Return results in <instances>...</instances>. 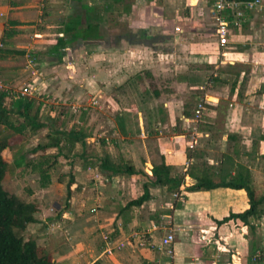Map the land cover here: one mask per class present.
Returning <instances> with one entry per match:
<instances>
[{
	"label": "crops",
	"instance_id": "1",
	"mask_svg": "<svg viewBox=\"0 0 264 264\" xmlns=\"http://www.w3.org/2000/svg\"><path fill=\"white\" fill-rule=\"evenodd\" d=\"M64 1L0 0V37L6 29H13L12 39H26L25 47L40 46L44 35L52 37L48 40L51 46L63 35L58 29L70 14H81L84 4L99 10L109 3L102 25L105 36L93 39L103 51L92 54L100 56L95 75L100 95L115 112L103 138L113 142L112 155V148L118 149L138 173L109 175L97 164L85 168L81 159L80 164L75 162L72 189L86 182L90 171H96L99 178L90 180L97 189L96 201H104V187L115 190L114 200L108 196L107 203L109 220L120 231L112 241L113 248L124 235L135 232L147 242L144 246L158 243L159 230L153 229V223L165 220L175 231L174 255L162 250L167 259L161 264H264L252 258L257 249H264V214L251 218L250 223L241 218L219 222L250 207L246 189L191 190L194 179L189 174L192 167L202 170L206 161L232 175L238 163L246 164L255 199L264 197V0L262 7L248 11L242 24L232 28L227 46H221L214 33L213 0H71L69 6ZM113 13L126 21L133 34L146 30L147 39L109 34L117 21L109 17ZM111 19L115 22H109ZM85 43L81 40L77 45ZM105 59L107 63L102 62ZM146 71L152 74L159 97ZM200 99L205 100V108L195 120ZM119 115L124 117V125ZM90 139L101 142L94 136ZM94 148L99 164L105 154L101 145ZM195 152L202 156L195 157ZM163 163L171 166L173 176H184L175 191L150 182L153 166ZM148 182L151 197L124 212L123 207L141 196ZM176 191L184 200L174 196ZM149 250L141 249L144 256ZM129 255L130 251L116 248L97 258L91 247L82 249L78 244L55 264H94L97 260L100 264H127Z\"/></svg>",
	"mask_w": 264,
	"mask_h": 264
},
{
	"label": "rangeland",
	"instance_id": "2",
	"mask_svg": "<svg viewBox=\"0 0 264 264\" xmlns=\"http://www.w3.org/2000/svg\"><path fill=\"white\" fill-rule=\"evenodd\" d=\"M70 2L71 0H65L63 4L69 6ZM120 6L121 3L116 5L117 8ZM82 13L84 14V11ZM116 16L117 13L109 15L111 18ZM114 20H109V22H115V25L109 29V34L132 33L128 30L126 21L119 17ZM139 33H137L138 40H140ZM44 36L43 43H38L40 46L28 45L27 47L23 46L28 43L26 39L18 38L17 41L16 39L14 41L11 38L9 39L10 43L6 44L0 37V48L9 47L14 51L25 50V54L11 52L4 59H0V90L10 92V96L5 98V105L11 106L12 98L21 94V90L25 86H31L34 91L28 95L45 103L44 112L55 114L60 106H70L71 112L74 114L70 124L74 122L73 118H77L78 112L85 107L89 113L88 124L94 128V137L103 138L112 126L108 119L115 118V112L108 107L109 103H106L107 100L100 95L102 92L98 89L99 84L95 76L100 56L95 58L92 54L94 51L98 53V50L102 52V46L95 44L97 40H88L84 46H79L77 43L81 39H78L66 47V54L62 59H59L57 56L50 55L48 51L50 47L48 40L52 37ZM108 37H105V41ZM102 62L107 63V60ZM94 100H98V103H92ZM11 115L13 119L20 118L17 114L12 113ZM0 130L3 133L9 132L1 124ZM47 133L45 128L37 132L28 128L24 135L13 136L11 138L13 146L4 150V156L9 162L8 171L3 180L4 187L10 193L18 195L26 201H35L40 206V211L37 214L39 222L31 224L24 234L33 236L39 244L52 251L55 263L78 244L82 249L91 247L97 258L100 254L109 255L117 248L130 251L131 255H129V260L127 259V264H143L144 261H149L151 264L165 263L167 257L161 249L143 246L135 241L130 242L131 234L124 235L123 240H120L116 244L117 247L113 248L111 252H102L107 245V238L110 239L109 234L116 226L114 224L113 227L112 221L109 220L110 204L107 203L110 202L108 196L112 198L113 194L117 193L111 188L102 187L101 195L105 197L104 201L102 203L96 201L97 189L94 188V184L90 183V180L99 178V175L96 171H90L86 182L74 186L72 196L68 200V182L72 175H75V162L78 165L83 158L78 156L75 158L61 157L59 165L53 171V183L49 188L40 186L36 173H31L29 170H26L25 173L19 171L14 163L18 152L25 153L27 159L36 157L29 152V149L38 142L47 141ZM90 141L92 142V139ZM95 144L100 146L99 142L93 141L91 143L92 150H95ZM78 149L81 151L80 145ZM112 151L114 154L119 153V150L115 148H112ZM93 207L96 210H92ZM160 221L166 225L169 224L165 220ZM163 231L162 229L159 231L156 236L157 240L163 235ZM143 248L151 249L147 256L143 255L141 251ZM100 249L101 252H99ZM94 264H100V260Z\"/></svg>",
	"mask_w": 264,
	"mask_h": 264
},
{
	"label": "trees",
	"instance_id": "3",
	"mask_svg": "<svg viewBox=\"0 0 264 264\" xmlns=\"http://www.w3.org/2000/svg\"><path fill=\"white\" fill-rule=\"evenodd\" d=\"M119 1L121 0H114V2ZM106 5H109V3L105 4L102 9L97 10L95 5L84 4V14H70L58 29V32H62L63 35L59 36L56 42L49 47V52L62 59L66 54V47L74 40L81 39L86 42L93 39H103L105 32L102 25L106 17ZM13 34V29H6L2 36L3 41L9 44V39L12 38ZM134 34L126 32L122 35H126L132 40H138L137 35ZM139 36L140 39L145 41L148 36L147 31L142 30ZM11 52L25 54V50L14 51L7 47L0 48V57H5ZM146 73L155 95L159 97L161 93L155 88L152 74L149 71H146ZM7 96H10L8 90H0V124L4 126L6 131H9L3 133L0 130V133H2L0 134V264H55L52 251L39 244L33 236L24 234L31 224L39 222L37 214L40 211V206L35 201H26L18 195L10 193L4 187L3 180L9 166V162L4 156V150L13 146L11 138L18 134L24 135L28 128H32L34 132L43 128L47 129L48 140L38 142L29 149V152L36 155V157L27 159L26 154L19 151L18 157L14 160L21 173H25L26 170L36 173L42 188H49L52 185L53 171L59 165L61 157L75 158L81 156L84 159L85 168L90 164L100 165V169L108 171L109 175L114 173L134 174L138 173V170L121 153L112 155L110 144L113 142H108L105 138L100 140L105 155L101 157V162L98 164L97 160L94 159L97 151L92 150V142L89 140L94 136V128L88 124L89 113L87 109H81L77 118H73L75 120L70 124L74 114H72L71 107L68 105L60 106L55 114H52L44 112L45 103L36 97L18 94L12 98L11 106H6L4 101ZM118 100L120 101L119 97ZM12 113L17 114L20 118L13 119ZM119 116L122 118L120 123L124 125V117ZM79 145L81 151L78 149ZM52 149L55 150L50 151ZM194 155L195 157L202 156L198 152H195ZM261 159L264 160V155ZM261 166L264 168V165ZM250 172L248 165L238 163L235 174H224L220 166L211 165L206 161L202 170L198 171L195 167H192L189 171L190 176L194 179V184L190 186V189H213L220 186L245 188L250 197V207L243 212H232L219 222L241 218L246 223H250L251 218H261L264 214V197L261 200L255 199L253 178ZM183 177V175L173 176L171 166L165 163L154 165L153 172L149 175L151 183L167 185L171 192L179 188ZM74 181L75 175L73 174L68 182V200L72 196ZM150 197L148 182L145 184L144 193L130 200L122 210L127 212L135 206H140ZM119 235L120 231L118 227H115L109 234L110 240H115ZM143 264L151 263L144 261Z\"/></svg>",
	"mask_w": 264,
	"mask_h": 264
},
{
	"label": "built area",
	"instance_id": "4",
	"mask_svg": "<svg viewBox=\"0 0 264 264\" xmlns=\"http://www.w3.org/2000/svg\"><path fill=\"white\" fill-rule=\"evenodd\" d=\"M263 6V0H213L212 4V18L214 33L216 34L219 44L221 46H227L230 43V37L233 33L232 28L240 26L247 14L248 11L254 10L256 8ZM179 30V28H177ZM34 88L31 86H25L21 90L22 95L32 94ZM92 103H98V100H94ZM205 108V100L200 99L198 101L196 110H195V120H199L202 116V112ZM85 109V107H83ZM174 196L180 200H184V196L180 191H176ZM96 210V208H93ZM154 230H164L163 235L160 237L158 243L150 242V246L157 247L163 250L166 254L173 256L174 247L173 243L175 241V231L171 228H168L164 223H153ZM108 236L106 235V238ZM129 238L130 242L135 241L137 244L146 245V241L140 239L139 233L135 232L131 234ZM105 251L111 252L113 249L112 241L107 238L106 240ZM252 258L255 261L264 262V249H257L255 253L252 254Z\"/></svg>",
	"mask_w": 264,
	"mask_h": 264
}]
</instances>
